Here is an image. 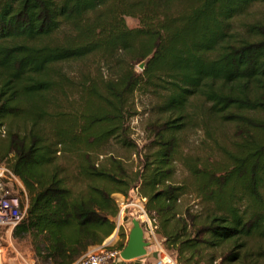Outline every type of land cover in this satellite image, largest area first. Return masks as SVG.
<instances>
[{"label": "trees", "instance_id": "1", "mask_svg": "<svg viewBox=\"0 0 264 264\" xmlns=\"http://www.w3.org/2000/svg\"><path fill=\"white\" fill-rule=\"evenodd\" d=\"M256 5L264 0H0V164L26 190L14 238L29 240L37 264H75L101 245L116 195L133 191L177 264L217 249L219 264L264 260V21H243ZM90 58L110 74L74 82L65 66ZM75 88L85 108L72 112ZM137 92L158 117L143 155L128 126ZM198 124L220 162L182 154L181 135ZM112 140L142 158L138 171L108 154ZM178 162L204 216L184 203Z\"/></svg>", "mask_w": 264, "mask_h": 264}, {"label": "rangeland", "instance_id": "2", "mask_svg": "<svg viewBox=\"0 0 264 264\" xmlns=\"http://www.w3.org/2000/svg\"><path fill=\"white\" fill-rule=\"evenodd\" d=\"M264 21V5H256L252 7L248 14L246 15L244 22H254V21ZM126 25L129 29H135L138 28L139 22L136 18L132 17H126L125 18ZM240 23V20L237 22ZM237 27V26H236ZM97 58H90L88 60H85L80 63L71 64L68 66H65V71L68 72V74L73 78L74 82H78L80 79L81 74L83 73H89L92 76H99V74L103 73L104 76H107L110 74L109 71L106 69H101ZM136 72H141V70L138 68V66L135 67ZM78 88H75L71 94H70V103L64 104V108H66L69 111L76 112L80 110L82 107L85 108V103L81 101ZM134 113L135 115L128 120V126L130 128V138L132 142L136 145L138 148L139 153L142 155L145 153V148L150 144V140L152 139V133H150L148 126L152 122H156L157 116L155 115V111L153 109V106L155 105V100L150 95H145L140 92H137L134 95ZM82 108V109H83ZM3 130V128H1ZM225 135L231 132L229 129H225L224 131ZM208 137L206 136L205 131L203 128L198 124L195 128L188 129L181 135V150L182 154L184 155H190V156H198L200 158H210L211 161H217L220 162V154L216 150H213L212 148H205L208 144ZM108 154L121 158L126 166V168L129 169L131 172H136L140 168V163L142 158H139L137 155H134L128 150L122 149L119 145L116 144L115 140H112L106 147ZM108 155V156H109ZM99 160H102V157L99 158ZM176 173L174 177V182L176 184H186L189 186V191H191L190 184L191 180L189 177L188 171L183 167L181 162L176 163L175 165ZM119 201V207H122V205L126 204L127 202H134V203H140L143 204L144 201H142L135 191L130 192L128 198L122 199V197L117 196ZM184 203L191 210L193 214H198L199 216H204V204H200V201L195 199L194 195L191 194L188 195V197L184 198ZM126 218L125 220L129 225H131L132 219H138L141 224L142 220L140 218V212L137 208L130 207L127 210H125ZM143 226V225H142ZM144 228V227H143ZM144 231V230H143ZM145 234V233H144ZM148 240V238H146ZM15 247L17 253L20 255L22 260L18 258L17 261L14 262H8L6 259L4 260V263L7 264H37V261L35 259L33 250L31 248V245L29 243V240H18L15 239ZM264 248V242L261 244ZM249 247L251 249L255 248V245L253 243L249 244ZM172 258L175 259V256L165 250ZM226 249H217L214 252L207 251L203 256L204 259L202 261H199L197 264H210V260L212 258H216L217 260L213 262V264H219L220 259L219 256L224 254ZM24 260V261H23ZM176 260V259H175ZM197 261V260H196ZM195 262V261H194ZM194 264V263H193ZM257 264H264V260H260Z\"/></svg>", "mask_w": 264, "mask_h": 264}, {"label": "built area", "instance_id": "3", "mask_svg": "<svg viewBox=\"0 0 264 264\" xmlns=\"http://www.w3.org/2000/svg\"><path fill=\"white\" fill-rule=\"evenodd\" d=\"M117 196L120 195H116V198ZM117 202L119 205L118 198ZM130 207L139 210L148 242L157 250L159 257L155 264H177L175 259L165 251L163 239L156 234L155 221L147 216L140 203L127 202L119 207V212L114 219V233L117 235L119 229L124 230V221H126L124 213ZM27 208L28 196L21 179L7 164H0V264H7L4 263L5 259L8 262L17 261L18 258L22 260L16 251L14 231L24 222ZM120 252L113 247L112 239H106L101 245L90 248L75 264H112L119 257ZM24 263L26 264L25 261ZM32 263L34 264L33 261Z\"/></svg>", "mask_w": 264, "mask_h": 264}, {"label": "water", "instance_id": "4", "mask_svg": "<svg viewBox=\"0 0 264 264\" xmlns=\"http://www.w3.org/2000/svg\"><path fill=\"white\" fill-rule=\"evenodd\" d=\"M148 61L149 59L140 63L138 68L142 71ZM144 235L141 222L138 219H132L127 243L121 250L119 257L127 261L145 256L147 254L146 249L150 247L151 244Z\"/></svg>", "mask_w": 264, "mask_h": 264}, {"label": "crops", "instance_id": "5", "mask_svg": "<svg viewBox=\"0 0 264 264\" xmlns=\"http://www.w3.org/2000/svg\"><path fill=\"white\" fill-rule=\"evenodd\" d=\"M131 228V225L127 223V221H124V230L126 234V243L128 240V234L129 230ZM145 238H148L147 235H144ZM107 239H112L113 241V246L118 242V236L113 232V234L108 237ZM126 245V244H125ZM146 255L141 257V258H136L132 260H123L120 257L116 258L112 264H155L156 260L158 259V253L155 248V246L151 245L146 249Z\"/></svg>", "mask_w": 264, "mask_h": 264}]
</instances>
